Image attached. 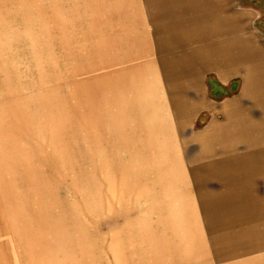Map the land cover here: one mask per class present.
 <instances>
[{
  "label": "rangeland",
  "instance_id": "rangeland-1",
  "mask_svg": "<svg viewBox=\"0 0 264 264\" xmlns=\"http://www.w3.org/2000/svg\"><path fill=\"white\" fill-rule=\"evenodd\" d=\"M196 5L0 0V264H264L263 214L208 245L216 182L182 180L205 120L167 61Z\"/></svg>",
  "mask_w": 264,
  "mask_h": 264
},
{
  "label": "crops",
  "instance_id": "crops-1",
  "mask_svg": "<svg viewBox=\"0 0 264 264\" xmlns=\"http://www.w3.org/2000/svg\"><path fill=\"white\" fill-rule=\"evenodd\" d=\"M196 2L192 16L197 25L187 23L182 29H188L177 33L189 50L167 63L174 69L180 64L175 100L185 102L186 109L197 108L192 126L205 120L195 132L196 153L201 154L196 165L202 168L190 177L184 167L182 180L216 182V190L198 196L195 209L216 214L205 226L208 245L215 246L231 222L245 228L247 222L260 224L256 215L264 216V0ZM254 258L259 259L252 255L216 262L238 264Z\"/></svg>",
  "mask_w": 264,
  "mask_h": 264
},
{
  "label": "bare ground",
  "instance_id": "bare-ground-1",
  "mask_svg": "<svg viewBox=\"0 0 264 264\" xmlns=\"http://www.w3.org/2000/svg\"><path fill=\"white\" fill-rule=\"evenodd\" d=\"M166 123V122H165Z\"/></svg>",
  "mask_w": 264,
  "mask_h": 264
}]
</instances>
